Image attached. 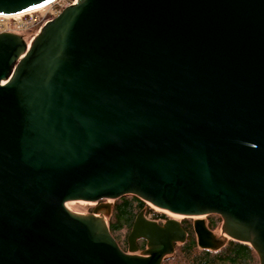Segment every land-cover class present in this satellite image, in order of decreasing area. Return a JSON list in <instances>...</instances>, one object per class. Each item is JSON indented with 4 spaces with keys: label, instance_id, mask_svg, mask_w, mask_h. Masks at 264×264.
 I'll list each match as a JSON object with an SVG mask.
<instances>
[{
    "label": "water",
    "instance_id": "95a60500",
    "mask_svg": "<svg viewBox=\"0 0 264 264\" xmlns=\"http://www.w3.org/2000/svg\"><path fill=\"white\" fill-rule=\"evenodd\" d=\"M126 196L217 216L220 236L194 221L197 247L264 264V0H75L29 45L0 32V264H161L178 221L143 208L124 253L108 204L64 206Z\"/></svg>",
    "mask_w": 264,
    "mask_h": 264
},
{
    "label": "trees",
    "instance_id": "16d2710c",
    "mask_svg": "<svg viewBox=\"0 0 264 264\" xmlns=\"http://www.w3.org/2000/svg\"><path fill=\"white\" fill-rule=\"evenodd\" d=\"M145 208L144 203L135 197L129 199L121 198L114 205L113 217L114 222L108 225V231L115 242L118 244L114 234L125 230L123 242L129 232L132 221L137 212ZM156 215V214H153ZM218 219L212 221L216 225ZM144 248V242L139 245V250ZM174 249L181 256V264H257L255 253L246 244L236 243L227 240L225 244L214 251L197 250L196 242L188 237L183 244L175 245Z\"/></svg>",
    "mask_w": 264,
    "mask_h": 264
},
{
    "label": "rangeland",
    "instance_id": "374dc122",
    "mask_svg": "<svg viewBox=\"0 0 264 264\" xmlns=\"http://www.w3.org/2000/svg\"><path fill=\"white\" fill-rule=\"evenodd\" d=\"M57 14L59 13H56L55 10L53 9H41L39 10L38 12L35 13V17L32 15L30 16L31 18H35L36 19V22L35 23H30L26 28L24 29H20V30H15L14 33L21 36L22 39L24 40V42L29 45L33 39L35 38V36L38 34L39 32V28H41V26H43L45 24V22H47L48 20H51L52 18H54ZM9 21H12V20H9ZM124 199H129L130 196H126V197H123ZM120 199H117V200H104V201H101V202H107L109 203L110 205H116L118 202H119ZM93 204H90V203H85V202H68V203H65L64 206L71 212L73 213H78V214H81V215H87L89 213V208L90 206H92ZM144 206H145V213L148 215L146 216V218L148 219H152L154 218L153 216H165V217H169V218H172L173 220H176V221H179V220H191L190 218L188 217H177V216H173L167 212H164V211H160V210H157L151 206H149L148 204L144 203ZM153 214H156V215H153ZM100 217L102 218L104 224L106 225V227H108L109 224L113 223L114 222V217H113V213L110 212V214H103L101 216L100 214ZM192 218V217H191ZM197 218V217H195ZM219 219V218H218ZM124 232L125 230H121L119 233H115L114 236L118 242L119 245H125V242H123V237H124ZM216 234L217 236H220L221 235V232L219 230V226L217 227V230H216ZM192 238V237H191ZM193 240H194V237H193ZM179 245V244H177ZM197 250H201L197 247ZM139 250L136 254H139ZM212 253H214V251H210ZM181 256L178 254V252L174 249L173 253L168 257L166 258L164 261H162L161 264H181ZM257 259V258H256ZM257 264H258V260H257Z\"/></svg>",
    "mask_w": 264,
    "mask_h": 264
},
{
    "label": "flooded vegetation",
    "instance_id": "af4514ba",
    "mask_svg": "<svg viewBox=\"0 0 264 264\" xmlns=\"http://www.w3.org/2000/svg\"><path fill=\"white\" fill-rule=\"evenodd\" d=\"M99 204H108L109 207H110V210H109V214L110 212L113 211V208L114 206L113 205H110L109 203H107L106 201L105 202H98L97 204H93L92 206H90L89 208V213L88 214H91L92 213V210L95 206L99 205ZM142 211V210H141ZM138 213V212H137ZM136 213V214H137ZM143 216L146 218V216H148L146 213H145V209L143 210ZM154 218L152 219H148L146 218L147 220H150V221H154L155 223L161 225L163 224L166 220H169V219H172V218H169V217H165V216H153ZM190 218L191 220H179V224H180V227L181 229L185 232V240L188 238V237H194V241L196 242V238H195V235H194V232H193V224H194V221L196 220H203L204 221V225L206 227L207 230H209L211 233H213L214 235H217L216 234V230H217V227L219 226V230H220V226H221V220L218 219L217 216H214V215H208V216H205V217H199V218H194V217H188ZM216 219H218V222L216 223V225H212V221H215ZM141 242L143 241H140L138 243V245L141 244ZM185 242V241H184ZM118 247L120 248V250L124 253H127V246H126V242H125V245H119L118 244ZM144 249V248H143ZM140 251V250H139ZM204 251H207V250H204ZM217 251V250H216Z\"/></svg>",
    "mask_w": 264,
    "mask_h": 264
},
{
    "label": "built area",
    "instance_id": "2783aa9c",
    "mask_svg": "<svg viewBox=\"0 0 264 264\" xmlns=\"http://www.w3.org/2000/svg\"><path fill=\"white\" fill-rule=\"evenodd\" d=\"M75 0H54L48 6L42 9H53L56 13H60L63 9L71 6ZM41 10V9H40ZM39 10L29 11L25 13L18 14L20 16H0V32H13L15 30H20L26 28L30 23H35L36 19L31 18L30 16H34L36 12ZM35 17V16H34ZM12 20V21H9ZM42 28V26H41ZM39 28V31L40 29Z\"/></svg>",
    "mask_w": 264,
    "mask_h": 264
},
{
    "label": "bare ground",
    "instance_id": "6f19581e",
    "mask_svg": "<svg viewBox=\"0 0 264 264\" xmlns=\"http://www.w3.org/2000/svg\"><path fill=\"white\" fill-rule=\"evenodd\" d=\"M17 16H20V15H17ZM17 16L13 15V17H17ZM146 204H148L149 206H151V207H153V208L159 210L158 208L152 206L150 203H147V202H146ZM160 211H161V210H160ZM164 212H165V211H164ZM169 214H171V213H169ZM171 215H173V216H177V217H180V216H181V215H175V214H171ZM181 217H184V216H181Z\"/></svg>",
    "mask_w": 264,
    "mask_h": 264
}]
</instances>
